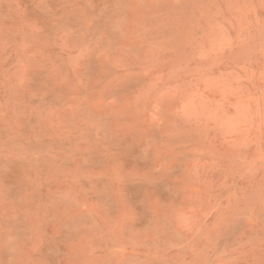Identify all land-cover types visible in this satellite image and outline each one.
Returning a JSON list of instances; mask_svg holds the SVG:
<instances>
[{
	"label": "rangeland",
	"instance_id": "rangeland-1",
	"mask_svg": "<svg viewBox=\"0 0 264 264\" xmlns=\"http://www.w3.org/2000/svg\"><path fill=\"white\" fill-rule=\"evenodd\" d=\"M0 264H264V0H0Z\"/></svg>",
	"mask_w": 264,
	"mask_h": 264
}]
</instances>
